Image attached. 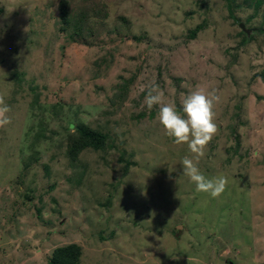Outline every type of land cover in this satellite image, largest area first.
Returning a JSON list of instances; mask_svg holds the SVG:
<instances>
[{"label":"rangeland","instance_id":"1","mask_svg":"<svg viewBox=\"0 0 264 264\" xmlns=\"http://www.w3.org/2000/svg\"><path fill=\"white\" fill-rule=\"evenodd\" d=\"M60 1L0 0V264L70 243L80 264H264V0H67L69 24ZM152 84L181 111L219 96L203 156L147 108ZM78 125L106 149L70 159ZM185 157L224 193L198 192Z\"/></svg>","mask_w":264,"mask_h":264},{"label":"clouds","instance_id":"2","mask_svg":"<svg viewBox=\"0 0 264 264\" xmlns=\"http://www.w3.org/2000/svg\"><path fill=\"white\" fill-rule=\"evenodd\" d=\"M218 100L219 96L215 91L196 89L183 99L181 111L174 102H165L164 93L159 90V86L152 84L147 89L144 103L149 110L158 105V120L166 134L177 144L186 143L192 153L201 157L218 131L215 122V104ZM9 111L5 96L0 95V127L11 122L7 115ZM182 165L184 174L196 185L198 192L208 193L216 198L226 190L227 177L223 175L206 177L198 167V160L194 162L193 159L185 157Z\"/></svg>","mask_w":264,"mask_h":264},{"label":"trees","instance_id":"3","mask_svg":"<svg viewBox=\"0 0 264 264\" xmlns=\"http://www.w3.org/2000/svg\"><path fill=\"white\" fill-rule=\"evenodd\" d=\"M61 19L64 24H69L68 1H60ZM202 26L191 31L190 36L195 38L202 30ZM80 26L75 24L72 33L77 34ZM107 134L92 129L86 125H78L69 137L67 153L70 159L76 160L78 155L87 148L93 147L97 150L106 149ZM81 246L70 243L57 247L46 264H80Z\"/></svg>","mask_w":264,"mask_h":264},{"label":"water","instance_id":"4","mask_svg":"<svg viewBox=\"0 0 264 264\" xmlns=\"http://www.w3.org/2000/svg\"><path fill=\"white\" fill-rule=\"evenodd\" d=\"M241 27L244 28V24H241Z\"/></svg>","mask_w":264,"mask_h":264}]
</instances>
